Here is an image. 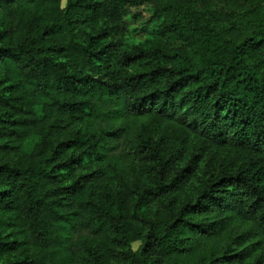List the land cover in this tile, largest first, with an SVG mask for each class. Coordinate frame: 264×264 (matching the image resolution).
Segmentation results:
<instances>
[{
	"label": "trees",
	"instance_id": "trees-1",
	"mask_svg": "<svg viewBox=\"0 0 264 264\" xmlns=\"http://www.w3.org/2000/svg\"><path fill=\"white\" fill-rule=\"evenodd\" d=\"M263 243L264 0H0V264Z\"/></svg>",
	"mask_w": 264,
	"mask_h": 264
},
{
	"label": "rangeland",
	"instance_id": "rangeland-1",
	"mask_svg": "<svg viewBox=\"0 0 264 264\" xmlns=\"http://www.w3.org/2000/svg\"><path fill=\"white\" fill-rule=\"evenodd\" d=\"M137 123H140V122L137 121ZM245 226H246L245 224H242V225L238 226V230L240 231V230L244 229ZM137 244L138 243H136V242L133 243V247L135 248L137 246ZM259 255H264V243L262 244L260 251L256 254V256H259Z\"/></svg>",
	"mask_w": 264,
	"mask_h": 264
}]
</instances>
